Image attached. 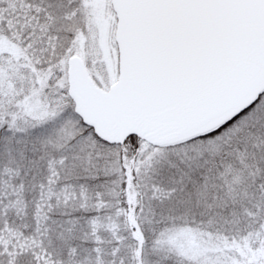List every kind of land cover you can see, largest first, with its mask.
Returning a JSON list of instances; mask_svg holds the SVG:
<instances>
[{
	"label": "snow or ice",
	"instance_id": "snow-or-ice-1",
	"mask_svg": "<svg viewBox=\"0 0 264 264\" xmlns=\"http://www.w3.org/2000/svg\"><path fill=\"white\" fill-rule=\"evenodd\" d=\"M0 264H264V0H0Z\"/></svg>",
	"mask_w": 264,
	"mask_h": 264
}]
</instances>
